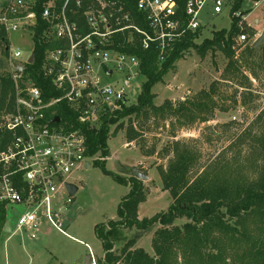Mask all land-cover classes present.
Wrapping results in <instances>:
<instances>
[{
  "label": "built area",
  "instance_id": "built-area-1",
  "mask_svg": "<svg viewBox=\"0 0 264 264\" xmlns=\"http://www.w3.org/2000/svg\"><path fill=\"white\" fill-rule=\"evenodd\" d=\"M210 1L213 13L221 14L227 7L232 24L239 18L236 42L255 41L247 32L255 25L247 22L248 11L242 7L264 0H241L238 9L237 0L45 1L39 42L47 48L40 72L54 91L49 90V97L28 72L36 61L30 58L40 26L39 0L0 3V25L7 35L23 31L33 39L26 59L22 49L7 45L12 90L0 112V204L10 234L34 239L44 229H56L70 236L62 219L74 195L69 179L74 171L91 166L95 157L86 155L82 127L99 128L105 114L137 103L138 99L130 104L129 98L136 88L139 95L142 91V61L125 49L155 46L158 62H164L187 32L202 29L200 16ZM133 81L140 83L134 86ZM63 104L78 114L74 122L57 114ZM15 206L22 212L12 225L7 211Z\"/></svg>",
  "mask_w": 264,
  "mask_h": 264
},
{
  "label": "trees",
  "instance_id": "trees-1",
  "mask_svg": "<svg viewBox=\"0 0 264 264\" xmlns=\"http://www.w3.org/2000/svg\"><path fill=\"white\" fill-rule=\"evenodd\" d=\"M47 0H39L38 22L36 29L34 64H29L28 72L36 84L44 90V96L49 97L52 87L41 75V65L45 58L47 45L39 42L41 34V4ZM237 0L235 9L240 6ZM239 18H235L229 30L215 31L212 38H206L201 44L196 39L201 29L189 31L177 42L170 56L162 63L158 62L157 49L127 48L125 50L137 54L142 63L141 69L145 76L141 94L135 104L124 106L115 114H105L99 128L83 126L86 135V155L94 156L100 153L102 157L110 156L108 133L110 127L121 118L135 115L147 116L168 114L177 116L180 125L200 121H208L206 115L199 116L198 112L213 113L219 107L213 94L216 83L209 90H201L193 98H186L174 103L165 100L161 105L154 102L155 84L162 81L164 76L175 67L186 50L195 48L202 55L208 50H222L228 64L222 74V79L232 81L243 88L242 100L246 104L252 79L242 71L243 66L250 67L254 79L258 72L254 67L264 70V43L257 50L253 43L245 42L244 50L236 53V37L241 33L237 26ZM250 39H254L256 31L248 29ZM0 44L3 53L8 56V35L0 25ZM3 65V62H0ZM12 90V81L8 74L0 72V112L6 107L7 99ZM54 92V91H53ZM11 102V101H10ZM223 111L228 108L221 107ZM58 115L73 122L78 114L64 104L59 108ZM165 116V115H164ZM118 123L116 130L123 127ZM78 125H75L77 128ZM229 127V126H227ZM114 133V132H113ZM116 133V132H115ZM138 132L132 122L126 131L127 141H135ZM211 140L217 136L208 134ZM236 148V151H231ZM143 155H154L155 149H142ZM167 155L172 153L166 168L160 169L165 190L170 192L173 199L168 209L151 217H139V206L146 200L142 180L136 175L130 176L129 193L119 203L118 216L123 227L139 230L154 231L152 247L154 254L148 253L142 247L133 248L136 240L128 241L120 253L115 251L117 226L109 231L102 224L95 227L98 238L102 241L104 255L98 258L97 264H264V108L258 113L252 123L236 134L234 140L216 158L207 164H201L200 153L192 145L180 140L173 141ZM103 172L112 176L118 182L128 185L123 177L113 175L106 169V160L97 162ZM186 219L182 225L177 220ZM6 224L5 211L0 204V233Z\"/></svg>",
  "mask_w": 264,
  "mask_h": 264
},
{
  "label": "rangeland",
  "instance_id": "rangeland-1",
  "mask_svg": "<svg viewBox=\"0 0 264 264\" xmlns=\"http://www.w3.org/2000/svg\"><path fill=\"white\" fill-rule=\"evenodd\" d=\"M3 0H0V3ZM248 11L247 22L255 25L251 27L256 31L255 40L264 31V2L255 6L254 2L248 1L243 7ZM226 7L223 13L215 14L212 11L210 1L201 13L202 29L195 42L201 44L206 38H212L215 30H229L232 26V18ZM258 22H255L258 20ZM9 45L13 48H20L24 58L30 55L33 49V39L29 33L23 31L11 32L8 34ZM236 53L244 50V44L237 42ZM9 52V50H8ZM7 58L3 53V44H0V72L7 74ZM228 64V58L222 50H208L202 55L195 48L185 51L183 57L175 63L174 69L170 70L162 81L155 84L152 91L155 93L154 102L161 105L165 100H172L174 103L186 98H193L201 90H209L211 84L216 83V92L213 94L219 107L214 112H198L199 116L206 115L208 121L197 120L187 125H180L177 116L168 114L155 115L149 113L150 117L141 115L127 116L121 118L116 124L110 127L108 133V147L110 156L102 157L95 155L91 160L90 167H82L70 176V182L77 186V191L72 197V202L64 210L63 222L70 236H66L56 229L45 234L46 229L38 233L34 243L39 246L40 252H34L29 244L20 253V264H85L86 255L92 250L95 260L103 257L104 247L102 241L96 234L95 227L102 224L105 231L117 226V238L115 251L120 253L124 245L131 239L136 240L133 248L142 247L148 253L154 254L152 239L154 231L158 226L150 230H139L136 227H123L118 216V207L122 198L130 191V176L134 175V167L148 179L142 180V186L146 193V200L139 207V215L151 217L158 212L165 211L173 199L168 190L163 187L160 174L161 168H166L172 153L167 155L170 144L175 140L187 142L200 153L201 164H207L216 158L234 140L244 128L254 121L258 113L264 108V70L254 67L258 72V78L254 79L248 66H243L244 71L251 79L252 85L249 89L248 100L243 104V88L232 81L222 79V74ZM145 81V78H141ZM134 86L140 81H133ZM136 94L129 98V103L137 101L140 88H136ZM228 108L227 111L220 109ZM116 110L111 114H115ZM123 122L124 126L116 130L118 123ZM132 122L138 132L135 141L128 142L126 131L129 123ZM229 126V127H227ZM210 127L213 134L207 132ZM114 132V133H113ZM116 132V133H115ZM217 136L211 140L207 135ZM142 149H155L154 155L149 159H142ZM236 148L231 152L234 153ZM106 160L105 167L113 175H119L128 181V185L122 184L110 175L103 172L99 161ZM66 191L62 190V198H65ZM22 212L21 206L9 207L7 218L12 225ZM187 220H177L176 224L182 226ZM0 236H9V232L0 233ZM90 246V248L88 246ZM0 264L3 262L1 253ZM32 257V258H31ZM12 264V263H11Z\"/></svg>",
  "mask_w": 264,
  "mask_h": 264
},
{
  "label": "crops",
  "instance_id": "crops-1",
  "mask_svg": "<svg viewBox=\"0 0 264 264\" xmlns=\"http://www.w3.org/2000/svg\"><path fill=\"white\" fill-rule=\"evenodd\" d=\"M258 21L259 19L256 20L255 22H258ZM151 157L152 156H146L142 154V159L140 163L144 162L145 159H149ZM141 205L142 203L139 206L140 208H141ZM139 213H140V210H139ZM139 217L142 218V216L140 215ZM51 231L47 229L45 231V234H49ZM4 232H7V231L4 229ZM34 239L31 238L30 236H18V235L10 234V233H9V236H0V257L1 258H2L1 253H3L2 264H11V263L20 264V253L24 251L26 243L32 247L35 253L40 252L41 248L33 242Z\"/></svg>",
  "mask_w": 264,
  "mask_h": 264
},
{
  "label": "water",
  "instance_id": "water-1",
  "mask_svg": "<svg viewBox=\"0 0 264 264\" xmlns=\"http://www.w3.org/2000/svg\"><path fill=\"white\" fill-rule=\"evenodd\" d=\"M262 43H264V31H263V32L261 33V35H260V36H259L254 42H253V47L256 48V49L258 50L259 47H260V45H261ZM7 49H8V48H7ZM34 61H35V52L32 53L31 58H30V62H31V63H34ZM20 69H22V68H20ZM54 120L58 122L60 119H59V117H56ZM207 132L210 133V134H213V131H212V129H211L210 127L207 128ZM89 165H90V164H88V167H90ZM132 172H133V174H135V175H136L139 179H141V180H146V179L149 178L148 175L139 172V171L137 170L136 167H134V168L132 169ZM68 188H69L70 194H75V192H76L77 189H78L77 186H76L75 184H71V183L68 184ZM4 229H5L7 232H9V231H10V225H9V224H6L5 227H4ZM85 264H93V256H92L91 253H89V254L86 255V258H85Z\"/></svg>",
  "mask_w": 264,
  "mask_h": 264
}]
</instances>
